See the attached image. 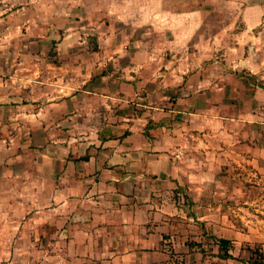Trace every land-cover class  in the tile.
Listing matches in <instances>:
<instances>
[{"label":"crops","instance_id":"0c3cea01","mask_svg":"<svg viewBox=\"0 0 264 264\" xmlns=\"http://www.w3.org/2000/svg\"><path fill=\"white\" fill-rule=\"evenodd\" d=\"M159 1L166 10L164 22L168 23L172 19L182 22L183 36L193 38L195 43L200 44V48H204L202 40L207 35L200 27L201 24L208 30V23H215L221 37L237 39L222 46L225 49L211 45L220 57L207 63L214 65L217 71L220 69L218 74L201 71L202 68L210 69L204 67L205 56L210 51L197 49L203 65H195L189 56V60L182 61L186 70L198 68L194 72L196 78L138 80L147 88L150 87V90L143 95L148 96V103L142 104L145 108L138 118L143 116V121H139L137 127L128 122L134 118L121 109L122 104L129 102L126 94L110 93L115 90V85L118 86L117 91H123L132 81L127 76L123 79L106 75V61L90 63L85 67L82 63L64 65L62 61L52 60L53 64H58L54 66L55 71L66 70L69 77L62 78L65 76L59 70L53 77L45 75L43 65L49 60L45 56L49 53V43L56 45L53 47L56 53L72 51L65 48L73 46L78 49L81 42L79 38L83 41L88 37L86 34H91L95 36L100 48L98 52L102 54L112 49V46L106 48V39L127 36L124 30L131 31L142 22H148L144 28H150L153 39L154 30L158 29V25L154 24L159 20L158 13L151 10L149 16L143 17L142 11L137 12L136 9L133 15H127L114 8L132 5L142 8L145 4L157 6ZM94 16L97 17L94 23L96 27L89 23ZM195 21L199 22V28ZM63 23L66 25L63 26ZM190 23L193 28L188 27ZM116 25L122 26V29L118 26L116 28ZM245 40L246 48L242 49ZM159 47L154 46L156 50ZM128 50L130 53L131 50ZM136 50L140 54H149L146 49ZM232 52H238L241 58L235 59L232 65L230 63L234 71L232 75L222 74L227 62L224 61L226 56H221ZM12 53L26 57L21 63H13L11 56L6 59V55ZM0 56V183L22 184L21 190L12 186L9 189L11 191H0V197H25V192L29 191L26 184L31 180L32 167L40 170L41 167H49L48 172L45 170L39 173L38 181L63 183L69 177L72 181L91 182L88 190L112 183L119 191L129 186L130 192L138 197H144L147 193L150 200L143 202L142 208L144 213L152 215L159 213L155 202L158 199L173 198L174 193L179 192L176 188L181 189L186 197H201L202 191L196 188L192 190L190 184L205 181L209 178L208 173L216 175V168L222 162L236 160L231 152L239 155L238 151L245 148L248 150L246 160L252 165L258 158L264 160V0H0ZM134 63H124L122 68L143 66V63ZM152 65L160 67L157 61L150 63V69ZM164 66L171 68L172 65L166 60ZM81 69L85 72L81 73ZM184 71L182 69V73ZM106 89L110 92H106ZM108 99L118 102L124 100L116 112L119 120L115 123L106 122V108L110 106ZM94 100L99 102V107H94ZM65 105L71 107L68 116L72 124L69 128L59 125L62 107ZM99 108L102 114L96 124L80 125V118L98 117ZM106 130L117 132L115 134L119 136L115 143H106ZM53 132H92L100 138L98 142L85 145L80 142H73L67 147L56 142L50 144L54 147L51 159L45 158L50 150L31 148L29 138H24L26 134ZM18 134L23 135L21 139ZM37 149L41 151L43 159H39L38 164H32L30 156L32 150ZM64 150L65 157L62 155ZM62 190V186L56 188L55 198L57 192L62 193ZM103 204L100 209L92 208L97 212H87L90 222L84 223L75 220L79 214L76 207L70 209V219L67 221V211L64 213L61 207L56 206L53 216L56 221L50 226L39 225L43 230L39 242L30 238L33 229L25 220L18 224L8 220L0 221V259L12 257L13 262L16 245H26L25 251L29 254L24 256L23 263L30 262L31 245L39 243V247L46 248L48 244L64 241L70 244L71 252L75 246L77 249H87L92 245H101L103 252L97 255V260L106 262L108 209L106 201ZM117 208L121 210L123 207L118 205ZM179 209L184 211V208ZM33 214H37V210ZM96 215L102 218V222H94L97 220ZM183 215H186L185 212ZM63 219L67 221L65 225L60 223ZM151 224L155 228L161 225L156 222ZM51 229L60 234L68 232L69 238L60 241L53 239V231L49 233ZM94 231L100 236L95 238ZM42 252L44 250L40 248L39 255L43 257L38 258L40 263L57 259L58 255ZM95 256L84 252L80 256L72 253L69 258H60L73 264L89 262ZM122 257L120 254L112 259Z\"/></svg>","mask_w":264,"mask_h":264},{"label":"rangeland","instance_id":"374dc122","mask_svg":"<svg viewBox=\"0 0 264 264\" xmlns=\"http://www.w3.org/2000/svg\"><path fill=\"white\" fill-rule=\"evenodd\" d=\"M161 4L159 1L157 6L156 4L153 6L145 4L142 8H135L133 5L116 6L114 8L117 12L121 11L124 14L128 13L130 15H133L136 9L137 12L142 11L143 17L149 16L151 10L158 13L160 16L159 20L154 23L158 25V29L154 30L155 37L153 39L150 28H144L148 22H142L141 28L137 26V28H133L131 31L130 29L124 30L127 36L106 39V48L107 46H112V49H107L102 54L98 52L100 50L98 42L95 36L91 34H86L88 37L83 41L81 37L79 38L81 42L78 44V49L73 46L65 48L73 49L72 51L63 50L56 53L57 50L53 49L56 45L49 43V53L45 55L49 60L43 65L46 72L45 75L53 77V74L59 70L62 71L61 75L65 76L62 78L69 77V73L66 70L58 69L55 71L54 66H58V64H53L52 60L53 62L62 61L64 65L71 62L82 63L85 67L90 63L106 61V75L122 77L123 79L127 76L128 80L132 81L128 86H125L126 88L123 91H117L118 86L115 85L113 87L115 90L111 89L112 91L110 92L106 89V92L126 94L129 102L122 104L121 109L129 117L134 118L128 120V122L137 127L139 121H143V116L141 119L138 118L142 109L145 108L142 104L148 103V96L143 97V95L150 90V87L147 88L138 80L151 78L167 80L169 77L175 79H181L182 77L196 78L197 76L194 72L198 68L186 70L182 65V61L186 62L189 60V56L195 61V65L197 63L203 65L202 56L197 54V49L210 51L204 59L206 62L204 67H210V69L204 70L202 68L201 71L203 73L211 72L218 74L220 69L217 71L214 65L207 63L220 57L211 48V45L219 46L217 49H225L222 46L227 45L230 41L234 42L237 40L236 38L221 37L215 23H208V30H206L204 24H201L200 27L206 31L207 35L202 40L204 48L203 46L200 48V44L195 43L193 38L187 39L183 36L182 22H178L176 19H172L168 23L164 22L163 17L166 19V10ZM96 18L94 16L89 20L91 21L89 22L90 25L93 27H96L94 25ZM195 23L199 28V22L195 21ZM64 25L66 24L63 23ZM118 27L122 29V26L119 25ZM188 27L193 28V25L190 23ZM89 36L91 37L89 38ZM156 45L160 46L158 50L154 48ZM117 46H119L118 49L116 48ZM245 48L246 40L243 42L242 49ZM128 49L131 50L130 53H128ZM136 49H146L149 51V54H140L138 53L140 51ZM126 50L127 52L124 53ZM152 51L154 53H151ZM52 53L54 56L57 55L53 57ZM21 55L12 53L6 55V59L11 56V61H14L13 63L16 61L21 63L22 59L26 57L25 55L21 57ZM225 56L226 59L224 61L227 64L225 70L221 69L222 74L232 75L234 71L231 70V65L232 63L234 64L235 59L239 58L240 55L238 52H232L231 54H223L221 57ZM166 60L172 65L171 68L164 66ZM156 61L160 67L156 68L152 65L153 68L150 69V63L153 62L154 64ZM1 62L0 60V64ZM134 62L143 63V66L133 69L122 68V64L135 65ZM108 64L110 68H108ZM182 69L185 70L184 73H182ZM84 72L81 69V73ZM108 100L110 101V106L106 108V122L115 123L119 120L117 115L118 107L124 100L121 102L112 99ZM90 103L92 104V101ZM98 103L94 100L93 104L95 108L99 107ZM83 104L86 107V104ZM101 110L99 108L97 112L98 117L96 118L95 116L90 117V119L80 118L79 122L82 124H79H96L100 120L99 115L102 114ZM70 113L71 107L69 105L62 107V118L59 119L61 120L59 125L65 128L71 127L72 119L68 116ZM50 120H53V118ZM110 127L112 129L111 125ZM115 133L117 132L106 130V143H115L117 141L119 135ZM22 136V134H18L19 139ZM26 137L29 138L31 148L47 149L52 152L47 151L48 155L47 157L45 156L46 159L52 158L51 155L54 154V147L50 144H54L55 142L62 144L63 147H67L73 142H80L81 145L98 142L100 138L92 132L73 134L62 132L59 134L56 132L34 133L24 135V138ZM244 147H246V144ZM247 151L245 148L244 150H239V155L231 152L236 157V160H232L230 163H228V160L222 162L216 168V175L208 173L207 176L209 178L205 181L192 182L190 184L192 190L195 188L200 189L202 191L201 197H186L181 189L176 188L179 192L176 193V191L173 198L153 199V201L157 200L155 204L159 207V213L152 215H149L147 212L144 213L145 210L142 208L143 202L150 200L147 197V193L144 197H138L130 192L129 186L127 189L119 191L112 186V183H106V186H96L94 190H88V188H91V182L83 180L72 181L69 177L63 183L49 180L42 182L37 180L38 175H40L39 173L45 172V170L48 172L50 168L41 167L40 170L38 167H32L31 180L26 184L29 191L25 192V197H0V221L8 220L18 224L25 220L28 226L33 229L30 232V238L34 242H39V239L43 237V230L40 229L39 225L41 227L45 225L50 226L51 223L56 221L53 218L55 216L54 213H56L54 209L56 206L61 207L64 213L67 211V216L70 209L76 207L79 214L75 220L84 223L90 222L87 212H97L93 210V207L100 209V207L104 206L103 202L106 201V209H108L106 212V262L97 260V255H101L103 252L101 245H92L87 249L86 247H79L77 249L75 246L73 252H71L70 244L62 241L60 244H48L46 248L39 247V243L31 245V261L25 263H23L24 256L27 253L29 254V252L25 251L26 245H16V256L13 262L12 257L7 259L2 258L0 259V264H71L70 261L61 260L60 256H67L69 258L72 253L80 256L84 252L96 255L94 260L89 262L79 261L73 264H264V160L255 157L258 160H254V165L250 164L245 157ZM63 152L62 155L65 157L66 151L64 150ZM32 153V156H30L32 164H38L39 159H43L41 151L39 149L32 150ZM12 186L21 190L22 184L11 182H6V184L0 183V191L2 193L11 191L9 189ZM59 186H62L63 190L62 193L58 191L57 198H55V190ZM69 187L74 188V190H71ZM4 189L7 190L5 191ZM118 205H122L123 208L118 210ZM179 208H184V211ZM35 210H37V214H33ZM183 212H185V216ZM188 213H191V215ZM69 219L70 215L67 221ZM96 219L94 222H102L100 216L96 215ZM65 221V219L60 221L61 225H65L67 222ZM155 222L161 225L155 228L151 224ZM52 231L53 239L57 238L60 241V239L69 238L68 232L60 234L59 232L55 233L51 229L49 233ZM17 234H19V231ZM94 236L96 238L100 235H98L97 231H94ZM222 238L227 239L228 242H222ZM119 239L121 240L119 241ZM40 248L44 252L46 251L47 255L49 253L51 255H58L57 259L48 263H40L38 258L43 259L39 255ZM120 254H122V258L112 259V257Z\"/></svg>","mask_w":264,"mask_h":264},{"label":"trees","instance_id":"16d2710c","mask_svg":"<svg viewBox=\"0 0 264 264\" xmlns=\"http://www.w3.org/2000/svg\"><path fill=\"white\" fill-rule=\"evenodd\" d=\"M221 240H222V242H228V240L224 239V238H222Z\"/></svg>","mask_w":264,"mask_h":264}]
</instances>
